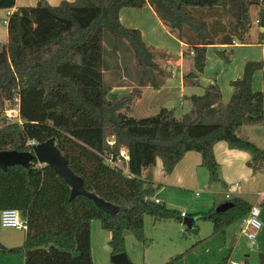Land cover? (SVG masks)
I'll list each match as a JSON object with an SVG mask.
<instances>
[{
	"label": "trees",
	"instance_id": "16d2710c",
	"mask_svg": "<svg viewBox=\"0 0 264 264\" xmlns=\"http://www.w3.org/2000/svg\"><path fill=\"white\" fill-rule=\"evenodd\" d=\"M14 5L15 0H0V9ZM145 5L189 44L193 71L188 78L203 72L207 46L217 33L192 9H227L234 32L224 34L221 43L230 44L232 35L243 39L250 28L249 9L258 6V41L264 40V0H62L57 5L39 0L34 6L16 7L7 16L6 41L0 43V106L6 102L13 106L17 97L22 123L0 128V151H29L28 141L53 138L84 188L118 211L108 214L83 195L70 198L69 184L36 159L28 167L15 164L0 169V209H17L26 223L22 245L0 254L22 256L23 264H93L92 219L111 233V255L125 252L129 233L146 244L145 216L154 221L182 220L179 210L153 200L158 185L143 177V170L155 166L157 159L169 174L186 152L197 151L209 181L224 188L227 184L218 176L213 151L218 141L248 152L249 166L264 163V149L236 134L241 126L263 119V94L252 89V78L264 68V60L245 63L242 76L230 82L233 93L228 103H222L217 84H210L202 94L184 96L189 109L179 117L174 109L164 107L150 116H130L138 89L109 97L111 86L104 71L114 66L122 67L126 77L144 76L131 69L132 59L138 68H157L140 31L124 26L118 17L120 8ZM216 54L229 62L230 52ZM156 81L151 85L157 87ZM109 135L115 137L112 145L106 142ZM121 146L129 156L126 171L106 161ZM226 201L232 206L223 212L212 208L198 213L199 219L212 222V235L222 233L252 207L241 197ZM188 230L195 233L197 227L193 224ZM259 255L264 264V253Z\"/></svg>",
	"mask_w": 264,
	"mask_h": 264
},
{
	"label": "crops",
	"instance_id": "0c3cea01",
	"mask_svg": "<svg viewBox=\"0 0 264 264\" xmlns=\"http://www.w3.org/2000/svg\"><path fill=\"white\" fill-rule=\"evenodd\" d=\"M38 1L15 0L13 8L4 10L5 13L7 11L12 12L18 6H34ZM45 1L51 5H57L62 0ZM226 10L222 8L191 10L192 14L206 21L209 27L213 26V32L217 33L213 41L214 43L207 46L203 72L199 73L197 77L188 78L186 75L193 71V53L189 50L190 46L186 42V39L180 38L178 32L172 31L157 16L150 5L140 8H120L118 11L120 22L126 27L136 28L140 31L142 40L154 54L153 60L157 68L152 70L138 68L135 60L132 59L133 66L131 69L134 72H143L144 76L126 77L122 67L114 69L115 67L113 66L111 68L113 70L104 71V77L109 81V85L111 86L109 94H112V92L114 94L117 93L114 91L122 92L127 89L128 83H131L133 89H138L139 91L138 96L135 98L137 101H140L143 95L151 94L152 96H156L159 94L157 97H162L163 95L168 98L177 97L189 109V101L185 100L184 96L202 94L206 86L217 84L221 91L222 103H228L233 93V87L230 82L242 76L245 63L248 61L264 60V40L262 42L258 41V33L261 29L257 27V24L256 26L254 24L251 25L250 20V28L244 34L242 40L232 35V43H221V38L224 34L234 32L231 29L232 26L229 27V24L232 22L226 18L229 14ZM214 26L216 27L215 30ZM223 28L224 31H222ZM217 50L224 51L225 53L230 52L228 63L224 62L216 54ZM157 57L161 61L156 60ZM155 80H157L156 82H160L157 87L151 85V82ZM138 82H142L143 85ZM252 89L254 91H261L263 94V119L258 124L241 126L236 130V134L241 137L238 131L241 128L245 129L241 138H247V140L255 142L254 144L259 148L264 149V68L255 71L252 78ZM129 92L118 97L127 95ZM256 136L259 140L255 139ZM213 151L218 163V176L227 184V188H224L220 182L214 183L220 185L221 189L218 186H213L209 190V193H207V197L201 200L197 199L200 204L190 214L181 209V205L186 200L183 193L193 188L208 187L206 184L207 182L209 183L207 172H204L207 169L201 165V155L199 152H186L169 174L163 172L160 159H157L154 167L143 170V177L148 178L149 175L150 178L148 179L155 185H158L154 197L163 202L167 207L176 208L181 214L184 213V215H181V221L170 219L153 220L151 222L154 229L151 236L154 233L158 234V236L159 234L162 235L164 231L166 233L165 239H163L165 245L160 249L154 248V250H150L153 249L152 246L147 251V245L138 241L134 235L130 233L126 234L124 246L125 253L130 262L133 264H247L246 259L237 257L240 249L238 239L242 237L246 238L240 232L242 227L240 219L230 223L222 233L212 235V224L211 226H207L205 223L202 224L203 221L199 222L198 213L207 212V208L211 204L215 209L219 204L232 197H241L251 206L258 207V203L264 198V163L256 164L255 167L249 166L248 163L251 160V155L244 150L228 147L224 141L215 143ZM161 191L167 196L166 198L169 200V203L160 198L159 194ZM213 194H219L221 198L217 202H214L211 199ZM226 195L229 197H226ZM191 204L188 203L183 206L186 209ZM189 217H195L196 219L190 225H187L184 219ZM259 217H261L263 226L251 243L252 245H257L258 243L261 247V244L264 245V207L260 210ZM162 224L165 225V228L159 229ZM193 224L196 225L197 231L189 233L188 229L193 227ZM110 237L111 233L102 228L101 222L98 219L90 221V246L93 264H114L111 261ZM256 240L258 241L257 243ZM7 246L8 249L15 247L12 243H8ZM259 248L257 249L258 252H264L263 248H260V250ZM158 250L161 253L153 252ZM0 264H23V257L0 254Z\"/></svg>",
	"mask_w": 264,
	"mask_h": 264
},
{
	"label": "rangeland",
	"instance_id": "374dc122",
	"mask_svg": "<svg viewBox=\"0 0 264 264\" xmlns=\"http://www.w3.org/2000/svg\"><path fill=\"white\" fill-rule=\"evenodd\" d=\"M258 9H259L258 6H251L249 9V16H250V20H251V25L254 24V26H256V24H257L256 18H257ZM228 15L226 16V18H228V20L233 22L232 16L230 14H228ZM5 18H7L5 10L0 9V43L5 42L6 38H7L6 23L3 22V19H5ZM256 30H257V28H256ZM156 60L161 61V59L158 57ZM131 89H133V85L131 83H128L127 89H125L122 92L114 91L117 93L114 94L112 92L113 95L109 94V97L120 96V95L126 94ZM157 95H159V94H157ZM157 95L156 96H152L151 94L143 95V97H141L140 101H137V99H135L134 102L131 104V110L129 112V115L133 116V117H143V116L153 115L159 110V108H161L160 106L167 107V108L173 107L175 109V116L176 117L181 116L182 113H184L188 110L186 104L181 103L182 102L181 99H178L177 97L176 98H168V97H165L164 95L162 97H157ZM2 108H3V106L2 107L0 106V110H2ZM152 108H154V109L152 110ZM247 125L250 126L253 124H247ZM244 128H246V127H244ZM244 130L245 129L241 128L238 131V133H239V135H241V137L244 134ZM245 139H247V138H245ZM255 139L259 140V138H257V136ZM204 172H207L208 181H209L208 170L204 171ZM148 178H150L149 175H148ZM209 183H210V185H209ZM209 183L207 182V184H206L208 187L193 188L192 190H188L186 193H183L186 200L181 205V209L186 211L189 214L193 213L195 211L196 207L200 204L199 200H197V199L201 200L204 197H207L208 196L207 193H209V190L212 189L213 186H218L221 189L220 185L214 184L216 182L211 183L209 181ZM256 190H257V188H256ZM159 195L163 201H167V203H169V200L166 198L167 196H165L164 192L162 193V191H161V193ZM220 198H221V196L219 194L218 195L213 194L211 196V199L214 202H217ZM250 200H252V199H250ZM188 203H192V204L187 206L185 209L184 206ZM258 207L261 210L262 207H264V203L259 202ZM212 208L213 207L211 204L209 206V208H207V209L209 211ZM174 209H176V208H174ZM259 219L261 220V217H259ZM144 220H145V227H146V228L144 227V234H145V237L147 238V242H146L147 244H145V245H147V249L151 248L152 246H153V249H150V250H154V248H156V249L162 248L165 245L163 243V239H165L164 236L166 235L165 231H164V233H162V235L159 234V236H158V234L156 235L154 233L153 236H151L152 230H154L152 225H151V222L153 221V219L150 216H145ZM168 220H170V219H168ZM198 221L199 222L203 221L202 224L205 223V224H207V226H211V224H212L211 221H209L207 219H200ZM164 226L165 225L162 224L161 228H159V229H164L165 228ZM166 228H167V225H166ZM189 233H191V232H189ZM186 234H188V233H186ZM24 238H25V230L24 229H16L14 227H5V226H2L1 222H0V242L3 245H5L7 248H8V246H7L8 243H12L13 246L22 245ZM238 240H239L240 249H239V255H237V257L242 258V259H246L247 264H261L259 253H264V252H260V251L258 252L257 249L260 247L259 244L257 243L258 241L256 240L257 245L256 244L252 245V243L250 242V240L247 239V237L246 238L242 237V238H239ZM263 242H264V240H263ZM261 245L262 246L260 248H263V251H264V245L263 244H261ZM260 248H259V250H260ZM147 251H149V249ZM153 252L154 253H157V252L161 253V251H159V250L153 251ZM245 255H248V256H245Z\"/></svg>",
	"mask_w": 264,
	"mask_h": 264
},
{
	"label": "water",
	"instance_id": "95a60500",
	"mask_svg": "<svg viewBox=\"0 0 264 264\" xmlns=\"http://www.w3.org/2000/svg\"><path fill=\"white\" fill-rule=\"evenodd\" d=\"M36 159L39 164H48L61 176L70 186V198L83 195L91 199L94 204L108 214H115L118 207L105 201L96 194L87 191L83 186L82 178L76 175L68 166L66 158L56 147L54 139L49 138L43 142L33 143L29 151L2 150L0 151V169L6 170L11 165H22L28 167L29 163ZM232 206V202L225 201L215 208V212H223ZM196 218H185L184 222L190 225ZM8 248L0 242V250ZM114 264H131L125 252L111 255Z\"/></svg>",
	"mask_w": 264,
	"mask_h": 264
},
{
	"label": "built area",
	"instance_id": "2783aa9c",
	"mask_svg": "<svg viewBox=\"0 0 264 264\" xmlns=\"http://www.w3.org/2000/svg\"><path fill=\"white\" fill-rule=\"evenodd\" d=\"M10 12L7 11L6 15L8 16ZM3 22H7V18L3 19ZM191 53H193L191 51ZM22 123V119L19 114V102L18 98H15V104L13 106H10L8 102L5 103L3 109L0 111V128L4 124H10V123ZM106 142L109 145H112L115 142L114 135H109L106 138ZM28 143L33 144L34 141H28ZM129 156L127 154V150L124 146H121L118 150V153L116 156L110 155L106 157L107 163L112 167L122 168L124 171L127 169V162H128ZM226 197H229L226 195ZM155 202H159V199L153 198ZM259 213L260 210L257 206H252L247 214L242 216L240 218V223L242 225L241 227V234H243L245 237H247L250 242H253L256 238L257 233L262 228L263 224L261 220L259 219ZM181 215H184L182 213ZM0 222L2 226L5 227H14L16 229H26V223L21 218L20 212L17 209L14 208H6V209H0Z\"/></svg>",
	"mask_w": 264,
	"mask_h": 264
}]
</instances>
